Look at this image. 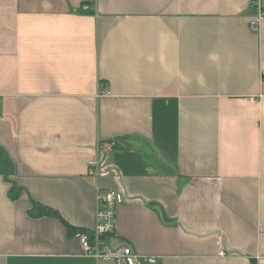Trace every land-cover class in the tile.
<instances>
[{
    "label": "crops",
    "instance_id": "1",
    "mask_svg": "<svg viewBox=\"0 0 264 264\" xmlns=\"http://www.w3.org/2000/svg\"><path fill=\"white\" fill-rule=\"evenodd\" d=\"M263 12L264 0H0V264H115L76 235L94 225L96 186L121 198L109 248L264 264ZM105 141L114 171L90 176Z\"/></svg>",
    "mask_w": 264,
    "mask_h": 264
},
{
    "label": "built area",
    "instance_id": "2",
    "mask_svg": "<svg viewBox=\"0 0 264 264\" xmlns=\"http://www.w3.org/2000/svg\"><path fill=\"white\" fill-rule=\"evenodd\" d=\"M86 9V6L82 7ZM264 15V12L262 13ZM250 27L256 30L255 20ZM111 149V142H100L96 147V158L87 162V174L90 176L106 175L114 171L111 165L104 164V154ZM121 203L120 195L113 188L95 189V221L89 233H77L84 255L96 261H111L115 264H154V256L138 255L129 245L109 248L105 238L115 231V211ZM222 254V252H220Z\"/></svg>",
    "mask_w": 264,
    "mask_h": 264
},
{
    "label": "trees",
    "instance_id": "3",
    "mask_svg": "<svg viewBox=\"0 0 264 264\" xmlns=\"http://www.w3.org/2000/svg\"><path fill=\"white\" fill-rule=\"evenodd\" d=\"M44 210L48 214H52V215H55V216L59 217V215L57 214V212L54 211L53 209L49 208V207H44ZM68 230H69V234H70L72 232V229L69 226H68Z\"/></svg>",
    "mask_w": 264,
    "mask_h": 264
}]
</instances>
